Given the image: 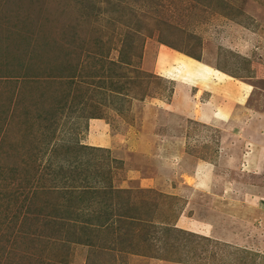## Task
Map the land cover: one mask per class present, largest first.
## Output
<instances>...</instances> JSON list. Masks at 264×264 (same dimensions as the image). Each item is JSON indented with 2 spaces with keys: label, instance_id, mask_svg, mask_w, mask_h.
Instances as JSON below:
<instances>
[{
  "label": "rangeland",
  "instance_id": "rangeland-1",
  "mask_svg": "<svg viewBox=\"0 0 264 264\" xmlns=\"http://www.w3.org/2000/svg\"><path fill=\"white\" fill-rule=\"evenodd\" d=\"M262 30L264 0H0V264H264Z\"/></svg>",
  "mask_w": 264,
  "mask_h": 264
},
{
  "label": "crops",
  "instance_id": "crops-1",
  "mask_svg": "<svg viewBox=\"0 0 264 264\" xmlns=\"http://www.w3.org/2000/svg\"><path fill=\"white\" fill-rule=\"evenodd\" d=\"M245 30H247V31H245V32H242L241 30V32L239 31L238 33H242L245 37L244 38H246V40L245 41H247V35H249V33L251 34V35H256V33L255 32H252V31H250L249 29H245ZM259 34V39L258 38H254V37H251L250 36V39H251V41L252 42H250V43H248V42H245V47L246 48H248V45H249V49L253 46V44L255 43L254 42V40H256V41H262L263 40V37H264V30H262V32H260V33H258ZM257 36V35H256ZM258 39V40H257ZM259 41V42H260ZM258 42V43H259ZM257 45H259V44H257ZM252 49V48H251ZM250 50H248V52H249ZM157 52H158V50H157ZM252 54V52L250 51L249 52V55H251ZM164 55H166V52H165V54H163V56ZM170 55H172V57L174 56V53H172V52H170ZM167 58V57H166ZM180 62H185L186 63V65L187 66H189V67H191L192 69L194 68H196L195 69V72H196V74H198L200 77H202L203 78V81L204 80H206L207 82H208V80L211 78H208V75H211V76H213V77H216L217 78V80L219 81L220 80V78H218V77H220V74L219 73H221L220 71H217V68L215 69L214 68V65L216 66V64L214 63V62H209V61H202L201 59L198 61V60H191V59H188V58H186V57H184V60H182V61H180ZM196 62H200L199 64L198 63H196ZM195 63V64H194ZM198 66L199 67H201L202 68V70H201V68H198ZM241 72H243L244 73V71L242 70ZM227 73H229V72H227ZM222 74V76L224 75V77H227L226 79H228L227 80V82H225V84L227 83V85H228V87L226 88V92H225V94H227L228 95V97H227V102H228V104L230 105V104H232L233 103V96L235 97V99H239L240 97H243V96H245L246 95V97H250V94L251 93H249L248 92V86H247V82H245L246 81V78L247 77H242L241 78V80H238V79H236L237 77H239V76H236V75H231V73H229L228 75H226V74H224V73H221ZM202 81V82H203ZM243 84V85H242ZM219 88V87H218ZM241 89V90H238L237 91V89ZM213 89H214V86H213ZM219 90H220V88H219ZM211 91V90H210ZM233 91H236V93L235 92H233ZM242 91V92H241ZM221 92V91H220ZM219 92V93H220ZM211 94L213 93V92H210ZM217 94L218 96H225V94L224 95H221V94ZM234 93V94H233ZM261 101L262 100H260V102H258V104H260L261 103ZM214 105V104H213ZM233 105H235V104H233ZM256 109L258 110V107H256ZM216 110H219V108L217 107V108H215L214 109V111H216ZM221 110V109H220ZM259 110H262V109H259ZM256 111L258 114H259V117L260 116H262V111ZM234 109L232 110H228L227 111V113L229 114V116H235L234 114ZM218 114H220L221 112L219 111V112H217ZM208 115V114H207ZM150 117V116H149ZM205 117H207V116H200V118L203 120V122L206 124V123H208L206 120H205ZM259 117L257 116V118L253 121V122H255L256 120H258V122L257 123H254V124H252L251 123V125H248V126H250V129L252 130V132H253V129H254V127L258 124V123H261L263 126H264V121L262 120H259ZM151 118V117H150ZM180 119L182 118L183 119V117L182 116H180L179 117ZM253 119V118H252ZM251 119V120H252ZM217 120V119H216ZM216 120H214V121H216ZM150 121V120H149ZM173 121H176V120H173ZM178 121V120H177ZM248 121H249V119H248ZM176 124V122L174 123V125ZM179 129L176 125L174 126V130L175 129ZM182 129V128H181ZM256 132V134H258V132H260L259 130L258 131H255ZM178 137H180V134L178 135ZM171 139H174L173 137H170V139H169V141L171 140ZM256 141H254V143H259V145H262L263 144V142H264V136H262V140H260V138H258V137H256ZM114 142V140L113 139H111L110 138V140L108 139H106V140H104V142H102V143H104L105 145L104 146H106V143H113ZM252 142V141H251ZM115 143V142H114ZM171 142H168L167 140H163V143L161 144V146H167V145H169ZM253 142H252V144H254ZM88 145V144H87ZM102 145V144H101ZM108 145V144H107ZM102 147V146H101ZM164 149V148H163ZM168 154V153H167ZM250 155H252V154H250ZM259 157V158H258ZM258 157H253V156H250L248 159H247V161H246V163H245V165H248V163H251V162H253V161H256V162H263L264 161V155H261V156H258ZM255 158H258V160H256ZM260 159H263V160H260ZM153 161V160H152ZM224 161V159L223 160H221V162H223ZM232 159H229V158H227L226 159V164H228V166L229 165H231V163H232ZM192 163H194V162H191V164ZM260 163H257V165L258 164H260ZM195 165H194V167H193V171H192V176H196L197 177V175H203V176H205V178L202 180V182H200V185L201 186H199V187H197L196 189L194 188L193 189V191H195L196 193H202V192H204V191H201V190H207L208 188H209V190H210V188H211V185H210V180H209V178H210V176H212L214 173L216 174V168H214V166H217V164H214V163H211L210 161H198V163H194ZM256 165V168L259 170V169H262V166L264 167V165L263 164H261V166H257ZM187 166V165H186ZM191 166V165H190ZM188 168V167H187ZM209 177V178H208ZM199 181H198V179H197V183H198ZM212 189V188H211ZM208 190V191H209ZM213 209H209V208H205L203 211H206V212H208V211H211V210H214V207H212ZM184 217V216H183ZM202 224L204 225V226H207V225H209L208 224V222L207 221H202ZM210 226V225H209ZM195 227V226H194ZM201 232V231H200ZM202 232L203 233H208L209 231H207V228H204L203 230H202ZM207 235V234H206ZM101 250V252H100V254L99 255H102L103 254V248L102 249H100ZM95 264V263H94ZM98 264V263H97ZM130 264V263H129ZM133 264V263H132ZM137 264H146V263H144V261H142L141 263H137ZM147 264H155V263H153L152 262V260L151 261H149V263H147ZM160 264H183V263H180V262H178V263H171V262H162V263H160Z\"/></svg>",
  "mask_w": 264,
  "mask_h": 264
},
{
  "label": "trees",
  "instance_id": "trees-1",
  "mask_svg": "<svg viewBox=\"0 0 264 264\" xmlns=\"http://www.w3.org/2000/svg\"><path fill=\"white\" fill-rule=\"evenodd\" d=\"M72 186L74 187V188H80L81 189V186H83V185H73L72 184ZM85 187H90V185L88 184V185H84V189H85ZM83 189V190H84ZM78 198H79V200L81 201V202H83V198H82V195H80V196H78ZM75 202H76V200H75ZM86 206V205H85ZM56 207V206H55ZM87 208V206L85 207V209ZM57 211H58V209L56 210V213H54V215H52V216H54V219L55 220H57L56 218H58L59 217V214L57 213Z\"/></svg>",
  "mask_w": 264,
  "mask_h": 264
}]
</instances>
